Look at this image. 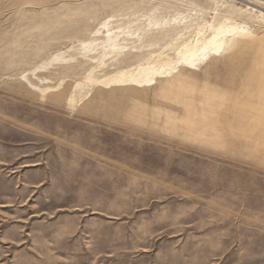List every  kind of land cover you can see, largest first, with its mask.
<instances>
[{
  "label": "rangeland",
  "instance_id": "1",
  "mask_svg": "<svg viewBox=\"0 0 264 264\" xmlns=\"http://www.w3.org/2000/svg\"><path fill=\"white\" fill-rule=\"evenodd\" d=\"M0 264H264V0H0Z\"/></svg>",
  "mask_w": 264,
  "mask_h": 264
}]
</instances>
